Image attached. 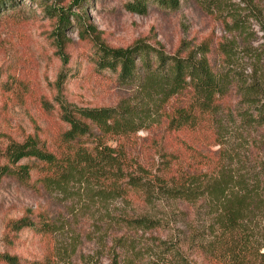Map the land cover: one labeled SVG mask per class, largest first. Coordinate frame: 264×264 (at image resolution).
<instances>
[{"label": "trees", "instance_id": "1", "mask_svg": "<svg viewBox=\"0 0 264 264\" xmlns=\"http://www.w3.org/2000/svg\"><path fill=\"white\" fill-rule=\"evenodd\" d=\"M85 1L74 0L79 7ZM8 2L14 0H0V11ZM181 4V0L126 3L139 14L152 5L177 10ZM52 10L44 5L48 16L55 18ZM62 11L56 13L54 44L65 58L73 41L66 31L75 24L69 10ZM79 27L87 39L89 29ZM90 27L96 31L93 24ZM209 52L205 43L181 47L173 54L146 43L96 46L98 66L112 70L122 84L137 83L140 98L94 107L56 98L60 126L55 127L53 140L38 129L21 141L10 140L0 164V183L10 176L46 190L81 183L88 194L121 198L123 210L113 221L123 234L112 239L110 249L116 254L115 264H264V161L247 156L241 143L225 150L221 117L230 112L233 86H240L246 103L257 107L243 108L244 123L264 131V104L255 101L262 84L243 83L231 68L216 69ZM246 52L264 63V45ZM235 55L226 51L227 57ZM44 103L47 109L52 107L48 100ZM144 129L152 140L139 149L136 136ZM214 145L221 147L213 150ZM159 206L163 215L152 214ZM26 229L50 242L58 222L47 210L36 214L27 210L8 220L7 240L15 243L13 238ZM150 231L158 234L147 237ZM0 264L75 263L68 249L54 245L33 259L7 250L0 253Z\"/></svg>", "mask_w": 264, "mask_h": 264}, {"label": "rangeland", "instance_id": "2", "mask_svg": "<svg viewBox=\"0 0 264 264\" xmlns=\"http://www.w3.org/2000/svg\"><path fill=\"white\" fill-rule=\"evenodd\" d=\"M127 1L86 0L79 7L74 0H14L0 11V164L5 162L3 152L10 140L21 141L37 129L53 140L55 127L60 126L56 98L79 107L112 106L140 98L137 83L122 84L116 73L98 66L93 54L96 46L146 43L173 54L181 47L205 43L216 69L231 68L243 83L262 84L255 101L264 104V63H257L246 52L251 46L264 45V2L181 0L177 10L152 5L146 14H139L127 8ZM44 5L53 8L55 18L48 16ZM64 10H69V19L75 24L66 31L73 41L66 47L65 58L54 44L56 13ZM79 24L89 29L87 39L81 37ZM228 49L235 58L226 56ZM233 87L228 98L230 112L221 115L225 150L236 149L241 143L247 156L264 161V131L247 128L241 115L243 108L256 111L257 107L246 103L240 86ZM44 100L51 102L50 109ZM151 135L149 130H140L137 148L148 145ZM27 210L35 214L47 210L58 222L52 241L46 242L31 229L13 238L15 243L7 240L8 220ZM122 210L121 198L107 200L88 194L86 184L46 190L7 177L0 183V253L9 250L33 259L55 245L68 249L75 264H115L112 239L123 233L113 220ZM163 210L159 206L152 214L161 216ZM152 234L158 233L150 231L146 236Z\"/></svg>", "mask_w": 264, "mask_h": 264}]
</instances>
